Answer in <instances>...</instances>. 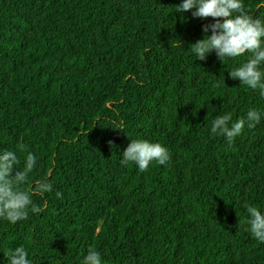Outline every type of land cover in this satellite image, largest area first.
I'll use <instances>...</instances> for the list:
<instances>
[{
	"label": "trees",
	"instance_id": "16d2710c",
	"mask_svg": "<svg viewBox=\"0 0 264 264\" xmlns=\"http://www.w3.org/2000/svg\"><path fill=\"white\" fill-rule=\"evenodd\" d=\"M179 3L0 0V149L20 165L36 156L25 188L53 185L34 198L40 213L0 219V264L16 246L32 264H80L90 247L105 264H264L246 223L247 206L264 211V119L231 146L208 134L212 116L264 99L228 77L244 57L195 60L187 48L212 18ZM134 138L169 162L122 164Z\"/></svg>",
	"mask_w": 264,
	"mask_h": 264
},
{
	"label": "clouds",
	"instance_id": "9594fccd",
	"mask_svg": "<svg viewBox=\"0 0 264 264\" xmlns=\"http://www.w3.org/2000/svg\"><path fill=\"white\" fill-rule=\"evenodd\" d=\"M256 7L264 8V0H257ZM175 10L177 13L191 10L193 18H212L210 23L201 25V32L210 34L204 35L187 48L194 54L195 60H203L211 52L220 61L244 57L227 71L228 77L258 92L259 97L264 99V19L252 15L243 0H180ZM261 119H264V109L254 107L248 108L235 120L230 112L216 114L209 122L208 134L222 136L231 146L234 138L245 127L251 129ZM121 154L122 164L131 162L141 172L150 164L163 166L170 160L166 146L143 138L128 140ZM37 163L32 152H27L20 165L14 150L0 149V219L14 224L25 220L30 213L38 214L42 211L34 198L52 192V183L47 178H39L32 180L27 188L24 187L28 184V174ZM55 196L60 198L61 192L55 191ZM246 211L248 233L256 241L264 243V211L251 205L247 206ZM7 264H32V261L23 246H16L9 251ZM80 264H105L104 254L100 249L90 247Z\"/></svg>",
	"mask_w": 264,
	"mask_h": 264
}]
</instances>
